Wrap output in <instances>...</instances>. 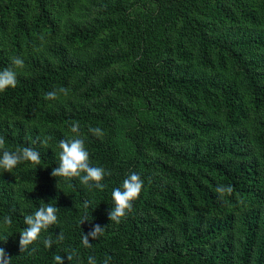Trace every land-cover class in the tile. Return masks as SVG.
Segmentation results:
<instances>
[{"label":"trees","instance_id":"16d2710c","mask_svg":"<svg viewBox=\"0 0 264 264\" xmlns=\"http://www.w3.org/2000/svg\"><path fill=\"white\" fill-rule=\"evenodd\" d=\"M5 68L17 86L0 92V137L41 156L0 169L11 264H264V0H0ZM74 123L111 173L103 190L51 175ZM132 172L143 189L116 223L112 191ZM41 201L58 223L22 252Z\"/></svg>","mask_w":264,"mask_h":264},{"label":"clouds","instance_id":"9594fccd","mask_svg":"<svg viewBox=\"0 0 264 264\" xmlns=\"http://www.w3.org/2000/svg\"><path fill=\"white\" fill-rule=\"evenodd\" d=\"M12 63L16 68H23L24 61L20 57H13ZM17 86V73L12 68H5L0 71V92H4L9 87L15 88ZM60 93L68 94V89L60 88ZM45 98L53 100L57 98V91L49 92L45 94ZM73 134L68 139L61 140L59 142L60 152L58 153L59 164L58 167H54L51 175L55 178L61 177L66 180L79 179V181L88 189H100L103 190L104 184L102 181L105 175H111L110 172L106 173L103 167H94L90 163L89 152L86 149L85 141L80 134L79 123H74L70 128ZM90 132L97 136H102L103 132L100 128H90ZM46 146L47 139L42 141ZM41 156L38 151L32 147L18 148L15 151H10L6 147V142L3 137H0V169L5 172L11 173L22 163H30L33 166L40 165ZM59 183V181H58ZM143 180L140 175L132 172L127 178L123 180L122 187L113 189L112 199L114 201V207L109 212V218L111 221L120 223L122 219L126 218L129 213L133 211V203L136 201L143 189ZM218 193L231 194L233 192L232 186H218L216 188ZM85 208L88 207V202H85ZM58 209L51 203L40 202L39 208L34 214L25 216L24 223L28 226L20 233V249L26 251L28 247L38 241H40L42 233L47 229L58 223L57 216ZM87 221V216L81 220V224ZM4 223L6 225L12 224V218L10 216L4 217ZM104 228L100 225H95L93 230L83 235V244L85 247H91L89 243V237L97 239L102 234ZM59 239H63V234L58 235ZM43 243L46 247L51 248L52 240L45 238ZM72 256H67L69 261L72 260ZM55 264H65L64 257L60 255L54 256ZM0 264H11V258L5 252L3 248H0ZM88 264H96L95 258L88 257ZM105 264H108L107 260Z\"/></svg>","mask_w":264,"mask_h":264}]
</instances>
